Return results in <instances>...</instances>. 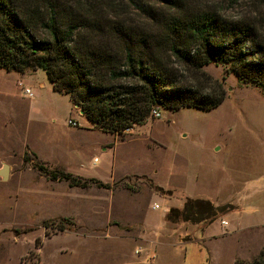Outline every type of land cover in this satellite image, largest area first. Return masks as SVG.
<instances>
[{
    "label": "rangeland",
    "instance_id": "obj_1",
    "mask_svg": "<svg viewBox=\"0 0 264 264\" xmlns=\"http://www.w3.org/2000/svg\"><path fill=\"white\" fill-rule=\"evenodd\" d=\"M51 1L73 12L78 0ZM88 2L99 14L92 35L101 34L92 45L109 47L111 40L99 29L116 23L134 41L141 39L175 84L203 92L220 84L224 99L211 109L156 106L157 116L150 112L144 122L109 133L93 127L67 94L52 90L43 70L28 71L19 85L16 72L0 68V169L7 165V177L0 176V264L255 259L264 248L258 249L264 228L254 227L260 219L250 206L264 196L263 180L255 182L264 175V94L224 63L185 70L157 37L161 21L173 15L212 11L231 20H264V0ZM55 171L95 178L109 188L72 186L51 179ZM187 197L237 206L208 226L167 222V210L181 208Z\"/></svg>",
    "mask_w": 264,
    "mask_h": 264
},
{
    "label": "trees",
    "instance_id": "obj_2",
    "mask_svg": "<svg viewBox=\"0 0 264 264\" xmlns=\"http://www.w3.org/2000/svg\"><path fill=\"white\" fill-rule=\"evenodd\" d=\"M86 1L78 0L74 11L67 12L51 0H0V68L18 73L43 70L54 91L67 94L93 127L109 133H122L144 122L156 106L171 111L211 109L223 101L220 84L207 92L175 84L167 67L141 47V39L134 41L116 23L99 29L111 40L109 47L92 45V38L101 35H92L99 14ZM262 23V19H226L212 11L184 18L173 15L161 21L157 38L185 70L199 72L210 61L224 63L239 80L264 94ZM49 176L76 187L109 188L95 178L57 171ZM233 209L230 204L187 197L181 208L167 210L165 220L208 226ZM233 264H264V248L255 259H235Z\"/></svg>",
    "mask_w": 264,
    "mask_h": 264
},
{
    "label": "crops",
    "instance_id": "obj_3",
    "mask_svg": "<svg viewBox=\"0 0 264 264\" xmlns=\"http://www.w3.org/2000/svg\"><path fill=\"white\" fill-rule=\"evenodd\" d=\"M13 72V71H12ZM32 72V71H31ZM17 74V82L19 85H21V83L23 82V77H27L29 76L28 75V71H25L24 73H18L16 72ZM52 88V87H51ZM53 90V89H52ZM32 97V96H31ZM73 106L75 107V105L73 104ZM83 116V115H82ZM84 117V116H83ZM262 179H257V176L255 177V182L259 181V180H263L264 182V175L261 176ZM223 204H230L232 206H237L233 203H229V202H226V203H223ZM218 205H222V204H218ZM250 206L252 207V211H253V214L256 215L258 217L259 220V224H256L254 225V227L256 228H264V196L262 198H258V197H255L254 200L250 203ZM238 208V207H237ZM229 213V212H228ZM227 214H225L226 216ZM221 221V220H220ZM224 221V220H223ZM264 246V243L260 244L258 246V249H260L261 247Z\"/></svg>",
    "mask_w": 264,
    "mask_h": 264
},
{
    "label": "built area",
    "instance_id": "obj_4",
    "mask_svg": "<svg viewBox=\"0 0 264 264\" xmlns=\"http://www.w3.org/2000/svg\"><path fill=\"white\" fill-rule=\"evenodd\" d=\"M23 93H24V95H25L26 97H31V96H32V93L30 92V90H29L28 88H24ZM151 112H152V115H153V116H157V115H158V113H157L156 110H154V109H153ZM67 124L70 125V126H77V123H76V122H73V121H71V120H68V121H67ZM152 208H153V209H157V208H158V205H157V204H153ZM220 223H221L222 225H225V224H226V222L223 221V220H221Z\"/></svg>",
    "mask_w": 264,
    "mask_h": 264
},
{
    "label": "water",
    "instance_id": "obj_5",
    "mask_svg": "<svg viewBox=\"0 0 264 264\" xmlns=\"http://www.w3.org/2000/svg\"><path fill=\"white\" fill-rule=\"evenodd\" d=\"M80 114H82V111L79 110ZM0 176L5 179L7 177V165H2V168L0 169Z\"/></svg>",
    "mask_w": 264,
    "mask_h": 264
}]
</instances>
